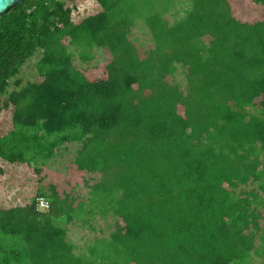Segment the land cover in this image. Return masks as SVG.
Returning <instances> with one entry per match:
<instances>
[{"label": "trees", "instance_id": "16d2710c", "mask_svg": "<svg viewBox=\"0 0 264 264\" xmlns=\"http://www.w3.org/2000/svg\"><path fill=\"white\" fill-rule=\"evenodd\" d=\"M241 1L242 16L234 0L178 2L170 21L175 0H20L0 17L1 166L40 174L78 144L76 179L41 175L0 202V264H264V0ZM35 58L37 80L21 78ZM81 186L122 222L87 253L58 222L93 213Z\"/></svg>", "mask_w": 264, "mask_h": 264}, {"label": "rangeland", "instance_id": "374dc122", "mask_svg": "<svg viewBox=\"0 0 264 264\" xmlns=\"http://www.w3.org/2000/svg\"><path fill=\"white\" fill-rule=\"evenodd\" d=\"M174 7L169 10L165 16L170 20L173 21L174 19L178 18L179 16V10L181 9L180 4L178 2L186 3L189 0H175ZM238 7L237 10L240 13V16L245 14V5L241 0H234ZM73 2V1H71ZM188 6V4H185V6ZM184 6V5H182ZM186 6V7H187ZM98 5L94 0H89V11H96L98 10ZM85 13L88 11L81 10ZM90 13V12H89ZM81 16V15H78ZM131 39L137 43L140 47L147 46L151 43V35L148 33L147 29L143 26V23L136 21L134 26L131 29L130 32ZM71 51L73 53V59L74 61L79 65L83 66L85 62H83L82 59H80L81 50L76 48L75 50L71 48ZM90 63H92V66L94 64L101 65L106 58V51L100 48L95 47L92 50V57H90ZM35 62L36 58L32 59L30 62H28L24 68L21 71L20 77L24 79L29 80H37V73H35ZM91 67V66H90ZM88 67V68H90ZM175 78L177 82H181L183 84L184 76L182 73V68L180 66H177V71L175 73ZM5 128V125L0 126V133ZM66 146V148H65ZM78 146L77 143H67L64 144V146H61L60 153H58L54 158L47 162V165L40 166L42 167V172L40 174H32L31 169L26 170L25 172H21V168L13 165L11 168L3 167L2 164H6V162L2 161V164L0 163V167H2L4 175H0V202L3 200H8V197H11L12 195L15 196L16 194H20L21 197L23 195H26L25 199L30 193V184L34 182L33 178H37L38 176L42 175V181L39 185H42L44 188L46 186V181L50 182L51 178H57L60 177L59 175H62L63 180L59 178V185L64 179L67 177L69 179L73 178L76 179L77 177L72 173L70 169V160L74 158V152L76 150V147ZM52 173L58 174L57 176L54 174L51 176ZM20 174H24V177L19 176ZM65 174V175H64ZM93 182L98 180V175H94ZM33 179V180H32ZM23 180V182H22ZM57 182L58 181H53ZM92 182V183H93ZM21 187V189H20ZM15 189V193H12ZM78 194L82 196V199H84L87 203L86 208L87 209H93V213L88 214H81L82 219L78 220L77 223L72 224H66L64 219H58V222L60 225H63L68 228V240L72 242L74 245H76L75 250L76 252H84L87 253L89 247L93 246L97 240L96 237L101 238H108L111 231L115 228V222L118 221V223H121V220L114 217L112 215V211L108 212L107 214L102 213L103 210H109L111 208V199H107L100 202L102 198H98L97 200L92 199L90 196L88 200V189L84 186L78 187L76 190ZM40 198V197H39ZM10 199V198H9ZM25 199H20V201L25 202ZM16 201H19V198L15 199ZM100 200V201H99ZM100 202L97 203L96 202ZM95 202V203H94ZM10 201L8 200L5 202V204H9ZM102 208L100 211L98 208ZM46 211V210H44ZM79 213H77L78 215ZM96 249L103 250L105 252H108L110 255H114L113 251L110 248H105V246L101 243L96 244L94 246ZM87 255V254H86ZM117 259L119 262L124 263L125 258L121 255L117 256ZM253 264L260 262V258L253 256L252 258Z\"/></svg>", "mask_w": 264, "mask_h": 264}, {"label": "water", "instance_id": "95a60500", "mask_svg": "<svg viewBox=\"0 0 264 264\" xmlns=\"http://www.w3.org/2000/svg\"><path fill=\"white\" fill-rule=\"evenodd\" d=\"M20 0H0V17Z\"/></svg>", "mask_w": 264, "mask_h": 264}, {"label": "built area", "instance_id": "2783aa9c", "mask_svg": "<svg viewBox=\"0 0 264 264\" xmlns=\"http://www.w3.org/2000/svg\"><path fill=\"white\" fill-rule=\"evenodd\" d=\"M49 207H50V204H49V202L47 201L46 198L40 197V198L37 199L36 208L38 210L44 211V210L49 209Z\"/></svg>", "mask_w": 264, "mask_h": 264}]
</instances>
